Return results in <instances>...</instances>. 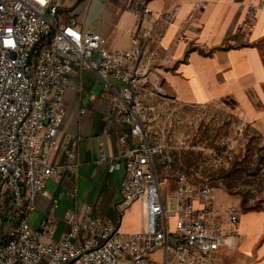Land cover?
Returning a JSON list of instances; mask_svg holds the SVG:
<instances>
[{
  "label": "built area",
  "instance_id": "1",
  "mask_svg": "<svg viewBox=\"0 0 264 264\" xmlns=\"http://www.w3.org/2000/svg\"><path fill=\"white\" fill-rule=\"evenodd\" d=\"M149 1L138 0L141 21L151 14ZM263 6L255 0L247 7L252 28ZM206 8L195 3L197 11ZM177 10L163 17L171 22ZM169 58L149 31L136 33L130 48L111 49L105 37L81 30L72 12L62 21L54 0H0V227L10 223L0 239V264H227L223 252L239 242V209L227 207L225 222L210 181L185 171L172 181L156 168L150 101L166 94L161 68ZM81 70L96 73L112 94L107 117L128 127L116 140L121 152L101 151L97 162L109 172L123 167L117 213L141 202L145 225L124 233L86 205L82 213L66 211L69 230L53 241V212L38 227L29 215L36 197H49L48 181L77 174L75 151L55 134L65 120L67 90L80 89L72 76Z\"/></svg>",
  "mask_w": 264,
  "mask_h": 264
},
{
  "label": "crops",
  "instance_id": "2",
  "mask_svg": "<svg viewBox=\"0 0 264 264\" xmlns=\"http://www.w3.org/2000/svg\"><path fill=\"white\" fill-rule=\"evenodd\" d=\"M60 19L72 12L78 27L107 39L111 49H127L138 32L149 31L170 58L162 64L163 88L182 105L216 104L226 107L243 122L264 136V6L255 13L250 26L247 7L255 0H150L151 14L139 18L138 0H54ZM207 5L195 10V3ZM178 7L175 19L163 15ZM80 89L65 94L66 116L56 132L62 147L73 149L78 171L72 179L50 180L49 197L38 196L29 222L38 227L50 212L58 222L53 241L69 230L64 221L68 209L82 213L86 205L110 219L124 233L144 230L143 205L136 202L120 217V183L123 167L109 172L98 163L101 151L118 155L117 137L128 130L116 118H108L112 94L92 71H77L72 76ZM119 90L120 85L116 84ZM233 198L234 200H230ZM54 199L58 205L54 207ZM239 209V242L225 250L227 264H264V202L258 209L242 210L237 199L217 189L215 208L227 221L225 209Z\"/></svg>",
  "mask_w": 264,
  "mask_h": 264
},
{
  "label": "rangeland",
  "instance_id": "3",
  "mask_svg": "<svg viewBox=\"0 0 264 264\" xmlns=\"http://www.w3.org/2000/svg\"><path fill=\"white\" fill-rule=\"evenodd\" d=\"M150 106L154 116L149 141L158 148L155 161L159 175L169 176L172 180L179 170H187L193 178L208 180L218 190L235 196L237 206L242 210L262 205L263 135L226 107L182 105L168 91L165 96H153ZM237 161L250 162L249 170L229 176ZM173 189L171 182L164 196L167 197ZM243 201L245 207H241ZM5 227H10V223L0 227V239ZM159 257L160 254L155 256Z\"/></svg>",
  "mask_w": 264,
  "mask_h": 264
},
{
  "label": "trees",
  "instance_id": "4",
  "mask_svg": "<svg viewBox=\"0 0 264 264\" xmlns=\"http://www.w3.org/2000/svg\"><path fill=\"white\" fill-rule=\"evenodd\" d=\"M248 163H250V162H248ZM248 163L246 164V163H240V162H235L234 164H233V166H232V170H231V172H230V174H229V176L230 175H233V174H236V173H238V172H245V171H247V170H249L248 168H249V165H248ZM190 167V164H188L187 165V168H189ZM179 171H185V172H187L189 175H190V173L187 171V170H179ZM246 206V202L245 201H243L242 203H241V207H245ZM261 206H253V207H249V209H247V210H252V209H258V208H260Z\"/></svg>",
  "mask_w": 264,
  "mask_h": 264
}]
</instances>
